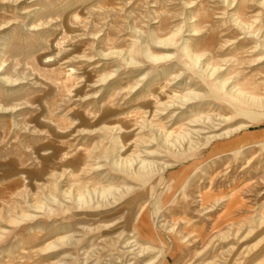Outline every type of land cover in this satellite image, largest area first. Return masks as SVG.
<instances>
[{
    "label": "rangeland",
    "instance_id": "obj_1",
    "mask_svg": "<svg viewBox=\"0 0 264 264\" xmlns=\"http://www.w3.org/2000/svg\"><path fill=\"white\" fill-rule=\"evenodd\" d=\"M24 4L18 17L5 14L16 35L1 63L9 76L25 80L0 88V107L12 109L0 115V264L105 263L128 242L124 208L104 216L88 206L78 212L73 195L89 202L105 191L110 199L140 185L126 201L145 207L148 220L161 215V225L176 228L173 236L159 230L166 246L159 264H264V225L257 223L264 220V109L214 90L184 52L189 46L202 66L217 70L245 99L264 101V0ZM148 54L162 60L153 63ZM125 57L136 63L127 66ZM186 97L188 104L180 100ZM181 117H219L224 131L245 128L186 161L158 150L160 162L175 166L158 179L123 180L111 169L115 136L124 160L144 159L157 131L167 141L187 133L191 126ZM116 223L109 233H83ZM108 235L114 245H98ZM59 238L80 243L44 252Z\"/></svg>",
    "mask_w": 264,
    "mask_h": 264
},
{
    "label": "bare ground",
    "instance_id": "obj_2",
    "mask_svg": "<svg viewBox=\"0 0 264 264\" xmlns=\"http://www.w3.org/2000/svg\"><path fill=\"white\" fill-rule=\"evenodd\" d=\"M25 1H27V0H0V12L2 13V15H0V88H5V89H7V88L11 89L12 88L13 89L15 85H17L19 82H22V81L25 80V79L17 80V79H14L13 77L9 76L8 75V71L9 70H7V67H4V65L1 63V60L3 61V59L6 58L5 57L6 53H7L6 52V47L9 44V42H11L10 40L13 38V36L11 34H14V30L13 29L11 30V28H13L14 25H10V22L5 20V14L8 13V11H9L12 15H15L16 17H18L17 16L18 11H19V9H21V7H22L21 5H25L24 4ZM21 15H23V14H21ZM32 19H34V18H32ZM14 20H15V18H14ZM17 20H15V21H17ZM18 22H20V21L18 20ZM22 27H23V25H22ZM34 27H36V26L34 25ZM22 31H23V29H22ZM28 31H29V29H28ZM15 32H16V30H15ZM175 34L173 36H175ZM14 35H16V34H14ZM263 38H264V35H263ZM162 43L163 42L156 41V44H158V45H160ZM146 46H148V45H146ZM188 47L189 46H187V45L184 46V52L186 53V56L192 62L193 67L194 68H198L199 71L197 69L196 70H197L198 74H200V76H202V78L205 77V78H207V80L208 79H212L213 85H214V90L216 89L218 92L224 94V96L227 99L233 100L236 103H238L239 105L248 106V107L257 108V109H264V101L256 100V99H251V100L245 99L242 95L237 93V90L233 89L229 85H228L229 87L226 86V84H225L226 82L224 83V82L221 81V78H220V76L218 74V71L214 70V69H211V68H208V67H205V66H202V64L199 62L200 60L193 56V54L190 52ZM148 58L153 63L154 62H158L159 60H162V58L151 56V54H148ZM124 62L126 63L127 66H131V65H134L136 63L134 60L128 59V58L124 59ZM9 66H11V65H9ZM12 74L14 75L15 73L13 72ZM192 97H193L192 100H196V99H198L199 96L193 94ZM139 98H140V96H139ZM180 100L183 101L184 104H188V101H189V99L187 97L186 98H181ZM9 107H11V106H9ZM9 107L8 108L0 107V115H4V114L12 111V109L9 108ZM168 109L169 108H167V110ZM189 119L188 118H182V117L179 119V121H181V123L187 122V124L190 125L191 127H189L187 133H184L183 135H180V136L176 135L178 137L177 138L174 137L175 138L174 140L167 141L164 138L163 134L161 132L157 131L155 133V138L153 139V141L151 143H149V146H148L149 148L150 147H155V151L149 152V150L147 149L148 147L146 149H144L143 152H142V155H143L144 159H140L139 157H135L131 161L124 160L122 158V151H121L122 148H121V145H120L121 144L120 138H119V136L118 137L115 136L114 137V145L116 147V150L111 153V155H112L110 157L111 158V160H110L111 169L114 172H116L123 180L124 179H134V180H137L139 182H143V181L151 180L153 178H157L158 179V178L162 177V175L166 171H168V170L172 169L173 167H175L171 163H162V162H160L158 159L160 158L161 153H158L157 152L158 150L165 151V152L169 153L171 156H173L174 158H176L178 160L179 159L180 160H184L185 159V161H186V160L190 159L192 156H194L196 153H198L199 151H201L203 149H206L207 147L211 146L215 142L220 141L222 139H227L230 136H232V134H234L236 132H239L240 130L245 128V126H240V127H237L234 130H229V131L225 130L224 131L223 127H224V124L226 123V121H223L219 117L215 118V120H213V121L200 119V120H194L193 122H190ZM109 130L111 132H113L114 134L116 133V131L113 130V129H109ZM121 131H123V130H121ZM91 156L92 155L90 154L89 157H91ZM48 158H50V157H48ZM87 161H90L89 158H88ZM96 162H98V161H96ZM80 165H82L80 162L79 163L77 162V163L74 164L75 167H79ZM88 165H90V164H88ZM91 167H93V166H91ZM100 168H101L100 166L94 167L92 169V171L96 172ZM87 170H89V169H87ZM113 171L111 173H113ZM88 172L89 171H87V173ZM85 175H86V173H85ZM53 179H56V177L53 178ZM53 182H55V181L53 180ZM113 182H114V180H113ZM54 184L57 187L59 183L56 185V182H55ZM109 184H111V183L109 182ZM107 187L109 188V186H107ZM139 187H142V186L140 185ZM139 187L138 186L137 187H126L124 189H121L120 191L115 193V197L113 196L110 199L107 198V195H106L105 191H97L96 193L98 194V197L95 200H90L89 202L84 201L83 198L81 196H79L78 194L77 195L76 194L73 195L72 202L74 203L75 208H76V210L78 212L84 211L83 209H85L86 206L90 207L95 212L96 215H94V216L109 215L111 213L120 211L123 208H124V211H125L124 231H126L127 234H129V236H128L129 238L127 237V241L128 242L125 243L121 248H118L119 250L117 251V253H112L111 252V254L108 255V257H107L108 259H107V261H105V263L103 261L100 262V259H99V261H96L95 264H130V263H134V262H139L140 264H159L164 252L166 251V246L160 239L159 230L164 229V231H167L166 234H168L170 236H173L176 228L174 226L166 228V226L161 225V221H162V220H160V216L161 215L160 216L158 215L157 217H155V220L154 219L153 220L150 219V217H149V220H148V216L146 218V216L144 215V212H145L144 208L145 207L144 208H142L140 206L137 207V205H136L135 208H133L132 207L133 203L130 202V201H126L125 197L132 195V193L135 192L137 190V188H139ZM57 188H59V187H57ZM182 188H184V187H182ZM182 188H181V190L179 189L180 193L182 192ZM55 190H57V189H55ZM62 193L65 194V195L70 194V193H68L65 190ZM71 193H73V192L71 191ZM177 193H178V191L175 192V195H174L175 197L177 196ZM93 195L96 196L95 193H93ZM60 196H61V194H60ZM53 197L54 196H52V195H48V198L50 200H52V202H55ZM175 197L172 198L169 201L168 204L174 203ZM155 198L156 197H155V192H154L153 194H151L150 200L152 201ZM68 200L70 201V199H68ZM56 201H58V200H56ZM156 202H157L156 204H159L158 200ZM62 204L64 205V203H62ZM34 209H36V208L34 207ZM61 209H62V211H64V213L68 212L67 208H62L61 207ZM145 214H146V212H145ZM257 223H258V225L262 226V225H264V220L263 221H259ZM116 225H118V223H116L114 225L96 226L93 229H84L83 233L85 234V236L94 234V233H96L97 231H100V230L103 231V232L109 233L111 231V229L113 227H115ZM137 236H140V238L144 242H146L145 246L144 245H139V241L136 238ZM68 240L69 239H67V238L66 239L65 238H59V239L55 240L54 242H52L47 248H44V252L55 251V250H58V249H61V248L65 247V246H70V247L71 246H77L80 243L79 240H77V241H75L73 243H70ZM129 240H131V241H129ZM167 242H170V240H167ZM98 245H102V246H107L108 245L109 247H111V246L114 245V243H113L112 238H110V235H108V236L105 237V239H102L99 242ZM239 245H241V244H239ZM240 254H239V256H240ZM83 255H85V253H83ZM70 259H72V258H70ZM93 261H95V260H93ZM254 261L256 262V260H254Z\"/></svg>",
    "mask_w": 264,
    "mask_h": 264
}]
</instances>
